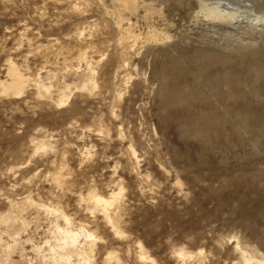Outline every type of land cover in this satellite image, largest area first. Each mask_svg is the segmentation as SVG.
Instances as JSON below:
<instances>
[{
    "label": "rangeland",
    "instance_id": "374dc122",
    "mask_svg": "<svg viewBox=\"0 0 264 264\" xmlns=\"http://www.w3.org/2000/svg\"><path fill=\"white\" fill-rule=\"evenodd\" d=\"M11 66L0 264H264V0H0Z\"/></svg>",
    "mask_w": 264,
    "mask_h": 264
},
{
    "label": "bare ground",
    "instance_id": "6f19581e",
    "mask_svg": "<svg viewBox=\"0 0 264 264\" xmlns=\"http://www.w3.org/2000/svg\"><path fill=\"white\" fill-rule=\"evenodd\" d=\"M206 14L208 16L207 18H209V16H210L213 19L218 20V21L219 20H233L234 19V14L231 11L220 10L217 6L207 9ZM10 75H11V77L9 79H0V88H1L0 90L2 91V93H6V94H10V95H14V94L18 95L20 93V91L22 90L23 85H24L23 84V78L16 71V69L13 66H11V68H10ZM113 195L115 196V194H113ZM97 200L100 202L103 201L106 205L111 204L110 201L104 200L101 197L98 198ZM71 235L74 237V234H71Z\"/></svg>",
    "mask_w": 264,
    "mask_h": 264
}]
</instances>
